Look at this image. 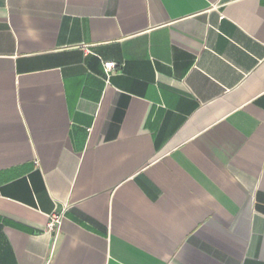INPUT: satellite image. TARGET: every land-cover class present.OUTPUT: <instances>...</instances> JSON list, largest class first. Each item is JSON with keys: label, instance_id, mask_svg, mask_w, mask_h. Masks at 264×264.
Returning <instances> with one entry per match:
<instances>
[{"label": "crops", "instance_id": "1", "mask_svg": "<svg viewBox=\"0 0 264 264\" xmlns=\"http://www.w3.org/2000/svg\"><path fill=\"white\" fill-rule=\"evenodd\" d=\"M0 264H264V0H0Z\"/></svg>", "mask_w": 264, "mask_h": 264}, {"label": "built area", "instance_id": "2", "mask_svg": "<svg viewBox=\"0 0 264 264\" xmlns=\"http://www.w3.org/2000/svg\"><path fill=\"white\" fill-rule=\"evenodd\" d=\"M105 73L107 77H110L113 72H115L116 68L118 67V64L115 62H105ZM62 222V216L59 214H52L50 217V221L48 223V229L49 230H59L60 225Z\"/></svg>", "mask_w": 264, "mask_h": 264}]
</instances>
